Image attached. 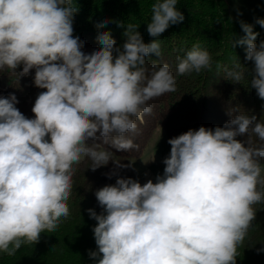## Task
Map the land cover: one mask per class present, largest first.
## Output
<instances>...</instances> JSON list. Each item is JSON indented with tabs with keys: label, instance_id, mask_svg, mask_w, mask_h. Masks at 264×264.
<instances>
[{
	"label": "clouds",
	"instance_id": "clouds-1",
	"mask_svg": "<svg viewBox=\"0 0 264 264\" xmlns=\"http://www.w3.org/2000/svg\"><path fill=\"white\" fill-rule=\"evenodd\" d=\"M178 2L152 5L150 43L140 25L115 21L125 28L124 42L118 46L103 31L101 46L85 53V41L73 35V0H0V70L21 77L35 69L34 85L45 89L35 99L33 118L16 107L15 93L0 96V253L15 256L70 215L74 166L82 158L92 161L93 171L110 160L117 168L131 166L115 161L101 143L118 152L136 147L127 135L136 132V118L151 113L150 100L176 91L169 64L149 68L147 58L161 55L158 38L185 19ZM255 22L264 28V18ZM240 26L244 35L233 47L246 45L252 67L238 60L225 69V79L240 83L250 76L264 100V39L256 42L252 24L241 20ZM177 59V75L212 69L213 58L199 43ZM228 115L223 126L170 138L155 182L117 176L95 191L102 211L87 210L97 222L96 250H89L94 264H236L237 248L256 218L253 206L264 203V122L239 107ZM115 174L106 173L109 179Z\"/></svg>",
	"mask_w": 264,
	"mask_h": 264
},
{
	"label": "trees",
	"instance_id": "trees-1",
	"mask_svg": "<svg viewBox=\"0 0 264 264\" xmlns=\"http://www.w3.org/2000/svg\"><path fill=\"white\" fill-rule=\"evenodd\" d=\"M261 1L264 3V0ZM155 2L156 0H73V6L78 7L73 21V35L85 41L82 49L85 53H91L101 46L97 37L103 31H110L119 46L126 39L123 36L125 28L115 23L121 21L125 27L128 23L140 25L138 31L144 42L150 43L154 38L149 36L147 24ZM177 7L185 19L179 24L171 25L158 38L161 55L157 57L153 53L147 58L149 68L154 62L169 64L176 79V91L150 100L148 104L151 105V113L136 118V132L127 134L136 147L118 152L101 143V147L111 150L113 159L122 164L129 165L128 159L136 156L156 125H161L170 139L200 126H223L231 118L228 111L234 107L247 111L249 115L255 113L264 122V100L250 86L251 77L246 75L240 83L225 79V69H231L238 60L248 68L252 67V62L245 60L246 45L233 47V40L244 35L240 21L253 25V31L259 33L257 43L264 39V28L255 21L230 16L223 0H179ZM105 18L109 23L103 28H97L95 25ZM195 43L206 48L212 56L211 71L204 69L199 73L193 71L177 75V57L183 58ZM21 70L22 66L17 71ZM34 74L35 69L29 75L21 77L9 69L0 70V96L15 93L19 100L16 107L28 118L34 117L32 107L37 95L45 91L34 85ZM178 101H185L181 107H177L188 106L185 112L178 113L174 106ZM238 139L244 140L245 137ZM253 140L257 144L261 143L255 136ZM91 165L90 159L82 158L74 166L73 189L68 201L70 215L61 220L54 232L41 233L38 243L22 245L15 256L0 253V264H94L89 257V250H96L93 228L97 222L89 217L87 210L93 208L98 214L102 211L95 191L107 184H114L117 176L134 179L136 176L131 167L117 168L111 160L95 171L90 168ZM111 171L116 174L109 179L106 173ZM253 207L257 211L256 218L243 243L237 248L236 264H264V251H257L264 248V203Z\"/></svg>",
	"mask_w": 264,
	"mask_h": 264
},
{
	"label": "rangeland",
	"instance_id": "rangeland-1",
	"mask_svg": "<svg viewBox=\"0 0 264 264\" xmlns=\"http://www.w3.org/2000/svg\"><path fill=\"white\" fill-rule=\"evenodd\" d=\"M226 4L227 12L230 16L246 19L248 21H256V18H264V3L261 0H223ZM239 12L242 15H238ZM7 74V72H6ZM185 101H178L174 106L178 109V113L185 112L188 106L181 107ZM224 107V106H222ZM165 115V112L162 113ZM168 135L161 125H156L150 134L147 142L142 148L136 152V156L128 159L136 179L141 183L147 182L149 179L155 182L158 174H163V160L170 154L171 145L168 143ZM143 144V143H142ZM101 149H104L101 147ZM264 167V161H261Z\"/></svg>",
	"mask_w": 264,
	"mask_h": 264
}]
</instances>
